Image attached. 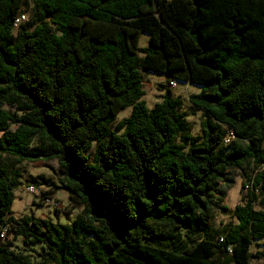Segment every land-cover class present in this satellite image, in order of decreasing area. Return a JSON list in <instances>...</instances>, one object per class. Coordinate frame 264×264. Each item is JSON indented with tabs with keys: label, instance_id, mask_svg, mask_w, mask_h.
<instances>
[{
	"label": "trees",
	"instance_id": "obj_1",
	"mask_svg": "<svg viewBox=\"0 0 264 264\" xmlns=\"http://www.w3.org/2000/svg\"><path fill=\"white\" fill-rule=\"evenodd\" d=\"M143 72L166 79L152 108ZM173 81L202 88L201 134ZM0 133V231L30 249L0 264H264V0H0ZM54 160L82 211L15 217L19 165Z\"/></svg>",
	"mask_w": 264,
	"mask_h": 264
},
{
	"label": "rangeland",
	"instance_id": "obj_2",
	"mask_svg": "<svg viewBox=\"0 0 264 264\" xmlns=\"http://www.w3.org/2000/svg\"><path fill=\"white\" fill-rule=\"evenodd\" d=\"M24 9L27 12L28 22H31L33 20L32 6L29 4L28 6L24 7ZM149 39V35H141L139 43L141 50L148 46ZM139 56L143 57V53L140 52ZM143 75L145 91L143 100H145L148 106L152 108L157 102L161 101L164 95L161 86L166 83V79L164 77L156 76L153 73L143 72ZM171 87L175 97L178 98L181 103V112L187 116V123L190 133H194L196 135L201 134L204 111L194 106L191 103L189 96L191 94L200 93L202 88L197 85L184 83H179L176 86ZM5 109L12 113L16 112V109L10 108L8 106H5ZM131 111V108L122 111L118 115L116 123L112 126V130L115 129L116 125L121 120L127 118L131 114ZM96 148L97 144L95 143L93 148L87 153L90 163H93L94 161ZM19 166L22 170V184L15 191V199L11 208L15 217L33 215L35 217L49 219L61 224L72 223L77 218L78 213H80L83 208L81 206L74 205L70 201L68 193L64 190L54 191V189L51 187L52 184L59 186L64 180V176L59 172V165L56 160L51 162H23ZM231 176L233 178V182L230 187L226 188L223 205L226 206L230 211H233L234 208L239 203H241L243 197L247 193V190H243L242 188V179L239 172H232ZM39 183H41V186L36 187V184ZM31 186L35 188L34 191L29 190V187ZM49 192H52L50 195H52L54 199L53 201L44 205V197L47 196ZM261 198L263 199V197ZM39 203L43 205L40 206L38 205ZM262 208H264V204H262ZM232 220V212L217 210V224H223ZM0 240V248L4 247L8 243H12L14 250L30 252V249L22 244V239L14 238V235L10 232L6 240L2 238H0ZM36 248L39 249L38 247ZM31 253L34 256L36 254L35 252Z\"/></svg>",
	"mask_w": 264,
	"mask_h": 264
},
{
	"label": "built area",
	"instance_id": "obj_3",
	"mask_svg": "<svg viewBox=\"0 0 264 264\" xmlns=\"http://www.w3.org/2000/svg\"><path fill=\"white\" fill-rule=\"evenodd\" d=\"M24 20H26V17H25V16H21L20 18H18V19L16 20V26H17L19 23H21L22 21H24ZM177 84H178V83H177L176 81L171 82V85H172V86H176ZM29 190H30V191H34L35 188H34L33 186H31V187H29ZM51 201H53V200L46 201L45 203L47 204V203H49V202H51ZM56 204H57V201H56ZM0 238H2V239H6V238H7V229H6V228H3V229L0 231Z\"/></svg>",
	"mask_w": 264,
	"mask_h": 264
}]
</instances>
